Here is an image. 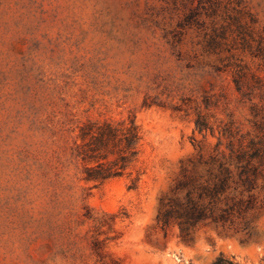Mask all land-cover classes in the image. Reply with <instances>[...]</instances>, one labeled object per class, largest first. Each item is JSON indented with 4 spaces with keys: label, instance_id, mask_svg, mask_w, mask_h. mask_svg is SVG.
<instances>
[{
    "label": "rangeland",
    "instance_id": "374dc122",
    "mask_svg": "<svg viewBox=\"0 0 264 264\" xmlns=\"http://www.w3.org/2000/svg\"><path fill=\"white\" fill-rule=\"evenodd\" d=\"M214 1L0 0V264H264V217L247 241L156 220L193 138L264 135V0ZM131 113L139 186L91 188L79 126Z\"/></svg>",
    "mask_w": 264,
    "mask_h": 264
},
{
    "label": "trees",
    "instance_id": "16d2710c",
    "mask_svg": "<svg viewBox=\"0 0 264 264\" xmlns=\"http://www.w3.org/2000/svg\"><path fill=\"white\" fill-rule=\"evenodd\" d=\"M214 40L209 41L210 48ZM235 82L241 91L238 77ZM195 127L205 137L208 131L216 133L215 125L201 111ZM142 137L134 113L119 120H88L80 125L74 155L83 162V179L93 188L127 177L129 188L136 189L142 173L134 175L132 169ZM205 142L193 138L194 153L180 160L177 176L159 199L157 223L165 233L176 225L184 240H192L207 226L250 240L264 217V135L241 134L228 125L219 129L218 140L210 149ZM213 264L240 263L219 256Z\"/></svg>",
    "mask_w": 264,
    "mask_h": 264
}]
</instances>
